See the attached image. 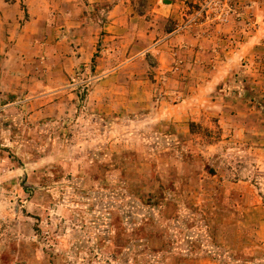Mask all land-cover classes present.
Returning <instances> with one entry per match:
<instances>
[{
	"label": "rangeland",
	"instance_id": "1",
	"mask_svg": "<svg viewBox=\"0 0 264 264\" xmlns=\"http://www.w3.org/2000/svg\"><path fill=\"white\" fill-rule=\"evenodd\" d=\"M58 1L0 44V264H264L251 1Z\"/></svg>",
	"mask_w": 264,
	"mask_h": 264
},
{
	"label": "crops",
	"instance_id": "2",
	"mask_svg": "<svg viewBox=\"0 0 264 264\" xmlns=\"http://www.w3.org/2000/svg\"><path fill=\"white\" fill-rule=\"evenodd\" d=\"M50 1L53 3V9L60 5L58 0H0V44L6 48L10 47L14 55L21 57L24 52L20 51V46L18 45L27 40V42L31 44L36 42L37 36H35L33 32L38 31L39 26L41 27L43 24L39 22L44 21L48 17ZM75 1L78 3V0ZM250 1L253 7H255L253 9H255L254 11L257 15L259 29L253 35L245 36L239 49H236L235 53L229 51L228 54L225 55V58H230L234 61V65L243 67L244 71L253 73L258 66L257 59L254 58L256 52L254 46L260 44L263 39L262 37H264V19L261 16L264 11V0ZM36 3L40 4V8L37 7V9L41 13L39 12L37 15H34V4ZM23 14H25L26 17L23 18ZM30 24H32L33 28L28 32V30L24 29V26L27 27ZM35 26H37V28L34 30ZM37 42L34 43V47L38 46ZM234 68L237 67L234 66ZM202 92L207 93V87L202 88Z\"/></svg>",
	"mask_w": 264,
	"mask_h": 264
}]
</instances>
